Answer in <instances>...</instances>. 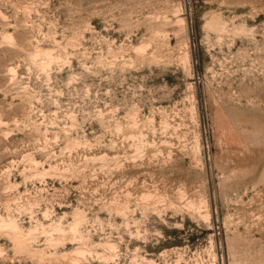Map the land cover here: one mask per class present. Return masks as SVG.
<instances>
[{"label":"rangeland","instance_id":"rangeland-1","mask_svg":"<svg viewBox=\"0 0 264 264\" xmlns=\"http://www.w3.org/2000/svg\"><path fill=\"white\" fill-rule=\"evenodd\" d=\"M0 264H264V0H0Z\"/></svg>","mask_w":264,"mask_h":264},{"label":"bare ground","instance_id":"bare-ground-1","mask_svg":"<svg viewBox=\"0 0 264 264\" xmlns=\"http://www.w3.org/2000/svg\"><path fill=\"white\" fill-rule=\"evenodd\" d=\"M75 230V229H74Z\"/></svg>","mask_w":264,"mask_h":264}]
</instances>
